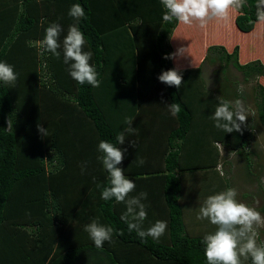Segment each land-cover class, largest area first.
<instances>
[{
	"label": "trees",
	"instance_id": "1",
	"mask_svg": "<svg viewBox=\"0 0 264 264\" xmlns=\"http://www.w3.org/2000/svg\"><path fill=\"white\" fill-rule=\"evenodd\" d=\"M257 3L247 0L233 9L234 32L221 34L219 23L213 24L207 34L213 42L196 66L179 68L194 57H182V38L174 33L182 23L163 21L161 0H0V62L18 74L12 87L0 82V264H207L204 236L189 235L184 227L182 173L212 170L222 189L223 154L250 162L254 127L249 117L242 132L214 126L210 117L220 102L234 106L240 94L235 91L230 102L211 93L201 70L211 53V62H225L223 70L230 63L243 80L254 78L256 117L264 128V61L259 57L264 21L258 19ZM74 4L84 8L86 19L69 16ZM53 23L63 29L59 58L40 54ZM73 24L85 36L83 51L92 53L89 63L101 81L97 88L76 82L64 63L63 40ZM241 34L248 35L245 43ZM220 38L233 42L230 50L216 42ZM166 54L175 58L164 59ZM173 68L182 74L179 89L158 80ZM172 103L180 105L175 117L168 107ZM129 117L136 135L117 144ZM101 140L127 149V162L118 167L127 164L124 175L135 182L130 195L147 193L143 227L167 222L159 241L129 233L121 220L125 204L101 199L110 186L98 159ZM92 220L114 229L102 249L84 230ZM245 264H252L251 257Z\"/></svg>",
	"mask_w": 264,
	"mask_h": 264
},
{
	"label": "clouds",
	"instance_id": "2",
	"mask_svg": "<svg viewBox=\"0 0 264 264\" xmlns=\"http://www.w3.org/2000/svg\"><path fill=\"white\" fill-rule=\"evenodd\" d=\"M161 3L166 9L162 16L164 22L172 23L175 20L184 25H191L193 21H198L200 27H205L210 19L227 18L230 9L242 8L247 0H161ZM257 9L258 19L264 21V0H258ZM68 14L77 22L81 18H87L80 4L72 5ZM62 31V27L57 23L51 24L46 29L45 37L39 46L41 55L50 52L59 58L58 49L61 47L59 36ZM85 43L84 34L75 24L71 25L63 40L64 63L69 64V74L76 82L97 88L101 81L95 68L89 63L92 53L83 51ZM180 52H183L182 49ZM174 58L175 54L164 56V59ZM17 79L18 74L13 66L0 62V82L12 87ZM158 80L177 89L182 86V74L175 68L162 71L158 75ZM237 91L242 95L243 85H239ZM168 107L173 117L180 112L178 103H172ZM247 116L243 103L237 99L234 106H230L229 102L221 101L210 118L215 122L216 128L225 133H232L243 131L242 125H245ZM132 121L133 118L130 117L125 119L126 127L116 135L117 144H124L126 136L136 135ZM9 126L12 127L10 124ZM38 131L47 136L46 129L40 125ZM129 143L135 146V141ZM116 145L105 140H101L98 145V151L103 154L98 159L102 161L110 179V186L103 189L101 199L107 201L114 198L117 203L125 204L126 211L122 213L121 220L127 225L129 233L135 231L142 241H146L148 237L159 241L166 233L167 222L157 220L150 227L146 229L143 227L147 219V206L142 201L147 199V193L130 195L135 191V182L128 179L123 169L118 167L127 149H121ZM143 163L141 159L139 164ZM237 195L235 188H228L208 196L199 209L197 219H207L217 226L214 233L203 237L207 264H241V257L245 260L251 257L252 264H264V246H257L256 231L253 227L264 226V217L254 208L239 202L236 199ZM84 230L89 234L94 246L100 249L105 242H111L113 239L114 229L100 224L97 220L85 225ZM119 235H123V232L121 231Z\"/></svg>",
	"mask_w": 264,
	"mask_h": 264
},
{
	"label": "rangeland",
	"instance_id": "3",
	"mask_svg": "<svg viewBox=\"0 0 264 264\" xmlns=\"http://www.w3.org/2000/svg\"><path fill=\"white\" fill-rule=\"evenodd\" d=\"M213 19H210L205 27H200L198 21H193L190 26L191 29L196 30L198 33H210L212 32L210 29V22L212 23ZM217 21L221 20L220 18H216ZM197 26V28H195ZM176 28L178 30H186L189 31L188 25H178ZM218 29V28H217ZM222 30V29H221ZM218 31V30H217ZM192 36H189L188 42L181 46L182 49V57L184 59H189L192 55V51L190 44L193 41L194 34L190 32ZM187 37L184 34L181 38L184 41ZM190 40V41H189ZM199 39L194 40L195 44L200 45L201 42H198ZM201 41H203L201 39ZM195 47V45L193 46ZM189 48L190 50H187ZM194 49V48H193ZM201 49H195L194 55H198ZM179 49H177V52ZM205 51H203V54ZM215 53V52H213ZM217 54V53H215ZM209 53L208 59L204 60L202 65L201 74L205 82V86L207 90L211 93L218 95L220 98H226L233 101L232 98L233 93L236 91L237 94H240L237 91V87L239 85H243L244 91L243 94H240L239 100L243 103L246 109V115L251 120L254 132L253 138L248 144V149L252 153L250 162L244 161L240 158L236 153L231 154L230 152L223 154V165L221 167L222 174L224 175L223 179L225 181V185L222 189H218L217 186H220L221 180L218 179L213 173H211L206 179L203 177L202 179H198L196 182V187L193 184L186 185L191 189L187 191L186 194L180 197L181 203L183 204V214L185 215L184 220L186 222L196 221V225H192V228L195 230L194 235H203L214 233L217 230V226L211 224L207 219H197L199 215V209L206 198L210 195H214L216 193L225 191L228 188H235L237 190L236 199L239 202H243L247 206L254 208L256 211L260 212L261 216L264 217V128L258 122L255 111V79L249 78L248 80H243L242 74L237 71L233 66L229 63L224 67L225 62L214 60L211 62L209 60L210 56H213ZM178 58L179 55H177ZM196 61L188 62L186 64H193ZM197 63V62H196ZM224 86V88H223ZM235 88V89H234ZM245 97V99H244ZM234 103V102H233ZM222 150V147H221ZM225 171L228 174H225ZM213 184V185H212ZM185 185V184H184ZM204 185H209L207 188ZM214 186V188H213ZM185 190V188L183 189ZM256 231V242L262 243L264 246V226H253ZM246 260L241 257V264H245Z\"/></svg>",
	"mask_w": 264,
	"mask_h": 264
},
{
	"label": "crops",
	"instance_id": "4",
	"mask_svg": "<svg viewBox=\"0 0 264 264\" xmlns=\"http://www.w3.org/2000/svg\"><path fill=\"white\" fill-rule=\"evenodd\" d=\"M234 16H235V11L233 10V9H230L229 10V14H228V16H227V18H224V19H221V20H218L217 21V19L215 18V20L211 23L210 22V26L212 27V25L213 24H217L218 25V23H219V28H218V32L219 33H221V34H223V32L224 31H229V32H234V31H236L235 29L233 30V19H234ZM197 25H199V24H197ZM191 26H194V24L193 25H191ZM195 28H197V26L195 27ZM222 29V30H221ZM189 31L187 32L186 30H178V28H176L175 29V32L174 33H176V32H180V37H182L184 34H186V38H185V36H184V41H182V45H184V44H186L187 42H188V38H189V36H192L191 34H190V32H192V34H194V39H193V41L191 42V43H189L190 44V47L192 46H194V45H196V47H197V49L199 48V49H201L200 50V53L198 54V55H194V53H192V55H191V57L193 58L194 57V61H196V62H198V60L203 56L202 54H203V51H205V48H206V46L210 43V42H213V41H211V40H209L208 39V35H207V33H196L197 31L196 30H192L191 29V27H189V29H188ZM184 31V32H183ZM209 34V33H208ZM241 41H240V43H245V41L246 40H248V35L247 34H241ZM197 39H199L198 40V42H201V44L200 45H197V44H195V41L194 40H197ZM201 39L203 40V41H201ZM190 41V40H189ZM216 42H221V43H224L225 45H226V48L228 49V50H230L231 49V45H232V43L233 42H231V43H228V42H225L224 41V39L223 38H220V39H218ZM194 44V45H193ZM241 45V44H240ZM242 49L243 48H241V47H239V58L242 60V58H243V54H242ZM187 50H190L189 48H187ZM190 57V58H191ZM260 57V59H262L263 61H264V55H262V56H259ZM240 61V60H239ZM243 61H244V58H243ZM193 63V64H186V63H182V64H178V67L179 68H183V67H191V66H196V64L197 63ZM188 63V62H187ZM190 63V62H189ZM244 99H245V97H244ZM217 146H219V144H217ZM220 147V149H221V146H219ZM200 154V153H199ZM201 155V154H200ZM195 159H196V157H195ZM123 162H127V157L126 158H124L123 159ZM123 167H124V169H125V171H127L126 169L128 168V166H127V164H125V165H122ZM123 167H121L122 169H123ZM220 167H222V166H220ZM123 169V170H124ZM220 172H221V174H222V171H221V169L219 170ZM211 173H213L215 176H216V174H215V172L214 171H212V170H208V171H198V172H194V173H190V172H183L182 173V176H183V184H182V192H181V196L182 195H184V194H186L187 193V191H189L191 188L190 187H188V185H186V182L188 183V184H193L194 186H195V188H197L196 187V182H194V181H196V180H200V179H202L203 177H208ZM225 174H228L226 171H225ZM224 176V175H223ZM217 177V176H216ZM223 182H225L224 180H223ZM185 184V185H184ZM213 185V184H212ZM225 184L223 183L222 184V187L224 186ZM209 186V185H208ZM207 185H204V187H208ZM185 188V190H183ZM180 196V197H181ZM181 200V199H180ZM182 202V201H181ZM182 204V203H181ZM182 206H183V204H182ZM184 217H185V215L183 214V220H184ZM192 225H196V221H192V222H186L185 220H184V227H185V230H186V232L189 234V235H192V236H194V232H195V230L192 228ZM200 235V234H199Z\"/></svg>",
	"mask_w": 264,
	"mask_h": 264
}]
</instances>
